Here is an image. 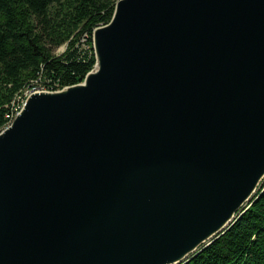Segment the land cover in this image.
Returning a JSON list of instances; mask_svg holds the SVG:
<instances>
[{"label":"water","instance_id":"water-1","mask_svg":"<svg viewBox=\"0 0 264 264\" xmlns=\"http://www.w3.org/2000/svg\"><path fill=\"white\" fill-rule=\"evenodd\" d=\"M93 43L0 133V264H183L264 188V0H117Z\"/></svg>","mask_w":264,"mask_h":264},{"label":"trees","instance_id":"trees-1","mask_svg":"<svg viewBox=\"0 0 264 264\" xmlns=\"http://www.w3.org/2000/svg\"><path fill=\"white\" fill-rule=\"evenodd\" d=\"M116 2L0 0V128L14 112L17 93L40 85L34 80L62 87L84 80L96 59L80 57L78 44L86 32L110 22ZM62 45L67 49L60 54ZM183 264H264V188L228 229Z\"/></svg>","mask_w":264,"mask_h":264},{"label":"built area","instance_id":"built-area-1","mask_svg":"<svg viewBox=\"0 0 264 264\" xmlns=\"http://www.w3.org/2000/svg\"><path fill=\"white\" fill-rule=\"evenodd\" d=\"M93 32H94V30H93ZM90 38L93 39V33L91 35L90 33L86 32V36L81 37L80 48L83 49V52L85 54L88 53L89 57H91V56L95 57L94 43H92V40L91 41L89 40ZM83 59H85V57ZM34 81L40 82V89H36V91H42L46 87H53V89H55L54 85L49 80L47 82H44L41 79H37ZM30 93H32V92H29V95H30ZM25 101H26V99H25ZM25 101H24V103H25Z\"/></svg>","mask_w":264,"mask_h":264},{"label":"bare ground","instance_id":"bare-ground-1","mask_svg":"<svg viewBox=\"0 0 264 264\" xmlns=\"http://www.w3.org/2000/svg\"><path fill=\"white\" fill-rule=\"evenodd\" d=\"M36 89H40V85H36V86L29 87L27 90H25L23 92V94H20L19 96H17V99L14 102V105H15L14 112L13 113H9L8 116L10 117V121L6 124V126H8L11 123L13 117L17 113L20 112V110L22 109V106L24 105L25 99L29 96V92H34V91H36ZM46 89H48V88L47 87L44 88V90H46Z\"/></svg>","mask_w":264,"mask_h":264},{"label":"rangeland","instance_id":"rangeland-1","mask_svg":"<svg viewBox=\"0 0 264 264\" xmlns=\"http://www.w3.org/2000/svg\"><path fill=\"white\" fill-rule=\"evenodd\" d=\"M92 43H93V39H92ZM78 45H80V44H78ZM66 49H67V46L66 45H62V46H60L59 48H58V50H57V52H59L60 54L61 53H63V52H65L66 51ZM80 57H82V58H84L85 56H86V54L83 52V49L82 48H80ZM39 78H41V77H39ZM42 80V79H41ZM42 81H44V82H47L48 80L46 79V80H42ZM83 82V81H82ZM53 84V83H52ZM54 85V87H55V89H52V90H48V89H46V90H42V91H57V90H60V89H63L64 87H62V86H60L59 85V83H55V84H53ZM66 87V86H65ZM26 88H27V86L21 91V92H19V93H17V95H16V97L14 98V100L17 98V96L19 95V94H21L23 91H25L26 90ZM34 92H37V91H34ZM34 92H32V93H34ZM32 93H30V95L32 94ZM29 95V96H30ZM28 96V97H29ZM28 97L26 98V100L28 99ZM13 100V101H14ZM25 103H26V101H25ZM25 103H24V105H25ZM24 105L22 106V108L24 107ZM22 110V109H21ZM20 110V111H21ZM18 114V113H17ZM16 114V115H17ZM16 115L13 117V119H12V121L14 120V118L16 117ZM7 117H8V114H7ZM10 121V118L8 117V120H7V122L5 123V124H7L8 122ZM12 121H11V123H12ZM10 123V124H11ZM9 124V125H10ZM8 125V126H9ZM8 126H4L2 129L0 128V133L4 130V129H6Z\"/></svg>","mask_w":264,"mask_h":264}]
</instances>
